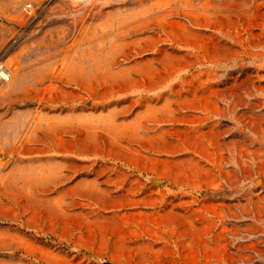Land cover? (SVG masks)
Returning a JSON list of instances; mask_svg holds the SVG:
<instances>
[{
  "label": "rangeland",
  "instance_id": "obj_1",
  "mask_svg": "<svg viewBox=\"0 0 264 264\" xmlns=\"http://www.w3.org/2000/svg\"><path fill=\"white\" fill-rule=\"evenodd\" d=\"M0 60L13 72L1 119L27 121L16 137L0 130V264H264V0H0ZM132 68L158 72L169 149L187 148L162 153L158 175L192 187L162 189L156 210L78 213L58 198L76 159L57 152L53 125L69 123L64 137L76 111L155 106L110 96Z\"/></svg>",
  "mask_w": 264,
  "mask_h": 264
},
{
  "label": "crops",
  "instance_id": "obj_2",
  "mask_svg": "<svg viewBox=\"0 0 264 264\" xmlns=\"http://www.w3.org/2000/svg\"><path fill=\"white\" fill-rule=\"evenodd\" d=\"M95 79V76L90 75V91L93 89L91 85L96 84ZM111 79L108 89L111 97H132L137 106L144 104L145 97L149 96L153 99L151 104L155 106L131 114L123 109L105 113L76 111L72 133L64 137L60 133L65 132L69 123L64 119H56L59 123H53L56 129L52 130L51 137H54V146L57 152L76 159V179L58 192V198L75 201L78 213L92 208L145 210L151 206L156 210L166 195L162 189L185 190L192 187V183L186 179L181 182L175 176H169L168 180H162L159 176L162 165L169 166L167 161L162 162V153L181 155L187 150L184 144H177L170 151V133L161 126L162 122H169L173 116L171 110H166L171 98H168L169 102L163 103L166 104L163 109L156 105L155 98H160L161 83L155 70L132 68L111 76ZM118 80L125 82L118 87ZM14 83H18L17 79ZM10 84L4 90L0 87V91L11 90L13 85ZM1 118L2 115L0 130L8 132V138L16 137L17 132L25 130L27 125V121L16 114ZM41 119L42 142L48 144L50 119L48 116ZM38 127V123H32L30 128L37 131ZM172 163L184 169L189 166L185 160ZM47 169L48 162H44L41 165L42 180L48 177ZM42 186L45 187L44 183Z\"/></svg>",
  "mask_w": 264,
  "mask_h": 264
},
{
  "label": "built area",
  "instance_id": "obj_3",
  "mask_svg": "<svg viewBox=\"0 0 264 264\" xmlns=\"http://www.w3.org/2000/svg\"><path fill=\"white\" fill-rule=\"evenodd\" d=\"M24 14L29 18H34L35 10L32 4L28 3L23 7ZM13 76L12 70L9 68L5 60H0V85L8 82Z\"/></svg>",
  "mask_w": 264,
  "mask_h": 264
},
{
  "label": "trees",
  "instance_id": "obj_4",
  "mask_svg": "<svg viewBox=\"0 0 264 264\" xmlns=\"http://www.w3.org/2000/svg\"><path fill=\"white\" fill-rule=\"evenodd\" d=\"M4 225V224H3Z\"/></svg>",
  "mask_w": 264,
  "mask_h": 264
}]
</instances>
